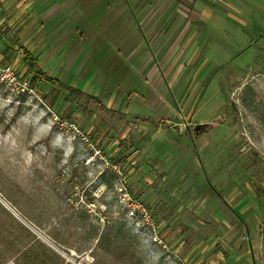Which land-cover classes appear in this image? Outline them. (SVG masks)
Instances as JSON below:
<instances>
[{"label":"rangeland","instance_id":"rangeland-1","mask_svg":"<svg viewBox=\"0 0 264 264\" xmlns=\"http://www.w3.org/2000/svg\"><path fill=\"white\" fill-rule=\"evenodd\" d=\"M0 264H264V0H0Z\"/></svg>","mask_w":264,"mask_h":264},{"label":"crops","instance_id":"crops-1","mask_svg":"<svg viewBox=\"0 0 264 264\" xmlns=\"http://www.w3.org/2000/svg\"><path fill=\"white\" fill-rule=\"evenodd\" d=\"M188 1H190V0H188ZM197 2H199V0H194V3H197Z\"/></svg>","mask_w":264,"mask_h":264}]
</instances>
